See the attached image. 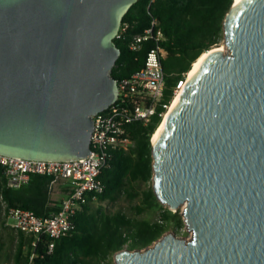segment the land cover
Instances as JSON below:
<instances>
[{
	"label": "water",
	"instance_id": "1",
	"mask_svg": "<svg viewBox=\"0 0 264 264\" xmlns=\"http://www.w3.org/2000/svg\"><path fill=\"white\" fill-rule=\"evenodd\" d=\"M139 0H0V156L91 155L93 116L119 95L115 39ZM226 51L186 85L153 144V190L189 239L116 264H264V0H235Z\"/></svg>",
	"mask_w": 264,
	"mask_h": 264
},
{
	"label": "trees",
	"instance_id": "2",
	"mask_svg": "<svg viewBox=\"0 0 264 264\" xmlns=\"http://www.w3.org/2000/svg\"><path fill=\"white\" fill-rule=\"evenodd\" d=\"M235 0H139L123 19L130 23L125 35L115 39L121 50L112 76L117 80L130 77L140 70L148 52L156 45L166 52L162 61L165 75V91L162 104L169 105L175 91L185 83L195 63L206 51L224 40V22ZM158 22L157 29L164 40L146 42L140 51H131V38ZM162 106L158 114L165 112ZM152 117L147 125L135 122L128 127L132 147L112 152L110 166L100 176L104 193L96 201L116 203L121 198L130 202L135 216L124 211H105L94 208L91 198L73 217L74 229L58 240L47 235L36 237L12 228L3 215V203L8 208H21L48 218L60 210L61 201L53 200V178L32 175L28 185L12 189L7 185L4 168L0 164V264H111L116 253L128 247L132 250L150 246L172 226L181 227L180 211L174 213L162 205L153 190V144L152 138L162 123L159 115ZM70 193V190H69ZM160 213V219L139 218L144 214ZM54 242V248L49 246Z\"/></svg>",
	"mask_w": 264,
	"mask_h": 264
},
{
	"label": "built area",
	"instance_id": "3",
	"mask_svg": "<svg viewBox=\"0 0 264 264\" xmlns=\"http://www.w3.org/2000/svg\"><path fill=\"white\" fill-rule=\"evenodd\" d=\"M129 26V22L122 23L116 39L125 35ZM157 27L158 22L154 20L151 27L135 34L130 40L129 49L140 51L151 39L156 43L164 40V34ZM165 57L166 52L156 45L148 52L145 64L140 70L117 81V101L104 112L93 116L90 156L72 161H39L0 156V164L4 168L9 188L20 189L28 185L35 174L52 177V189L60 181L70 187V193L62 200L60 210L48 218L39 217L30 210L8 208L3 203V215L8 217L12 228L26 235H47L53 240L61 239L74 229V215L83 209L90 198L96 201L97 196L105 191L100 176L110 166L112 152L117 149L127 151L132 147L129 125L135 122L147 125L158 114L161 106L166 109L158 114L162 119L168 111L171 103H161L166 86L162 66ZM54 245V242L50 244V251Z\"/></svg>",
	"mask_w": 264,
	"mask_h": 264
},
{
	"label": "rangeland",
	"instance_id": "4",
	"mask_svg": "<svg viewBox=\"0 0 264 264\" xmlns=\"http://www.w3.org/2000/svg\"><path fill=\"white\" fill-rule=\"evenodd\" d=\"M214 48H226L225 45H224V40L216 47ZM227 49V48H226ZM187 77L188 75L186 76V80H187ZM186 82V81H185ZM185 84V83H184ZM183 84V85H184ZM183 85H181L176 91H175V96H174V99L173 101L171 102L170 104V107L171 105L173 104L175 98L177 97V94L179 93V91L182 89ZM163 122V120H162ZM152 142H153V138H152ZM62 182V181H60ZM58 182L56 184V186L54 187V191H53V194H52V197L53 199H59L60 196L55 192L58 188V184L60 183ZM139 202V200H135L134 202H130L127 198H121L118 202L116 203H102L100 204L98 201L94 202L93 203V207L94 208H98V207H102L105 211H108V212H116V211H119V210H122L124 211L126 214H128L129 216H135V212H133V206L136 205L137 203ZM167 207V206H165ZM168 208V207H167ZM180 213H181V209L179 210ZM139 218H149L150 220L152 221H157L160 219V213L159 212H154V213H151V214H144L142 216H139ZM183 222H184V219H183ZM167 234H174L175 236H177L178 238L180 239H189L191 237V232L188 230V227L187 225L184 224L181 226V227H175V226H172L166 233L163 234L164 235H167ZM162 236V237H163ZM161 237V238H162ZM161 238H159L158 240H160ZM157 240V241H158ZM157 241H155L153 244H151L150 246L148 247H151L153 246ZM128 248V247H125V249ZM146 248V247H145ZM145 248H142V249H145ZM109 262L111 264H116L115 263V256H113Z\"/></svg>",
	"mask_w": 264,
	"mask_h": 264
},
{
	"label": "bare ground",
	"instance_id": "5",
	"mask_svg": "<svg viewBox=\"0 0 264 264\" xmlns=\"http://www.w3.org/2000/svg\"><path fill=\"white\" fill-rule=\"evenodd\" d=\"M238 1V0H237ZM220 50H223V51H226L227 49L226 48H213L209 51H206L205 54H203V56H201V58L195 63V66H194V69L193 71L188 75L187 77V80L188 81L195 73L196 71L200 68V66L202 65V63L204 62V60L212 53V52H215V51H220ZM186 83V82H185ZM186 84L183 85L182 89L179 91V93L177 94V97L175 98L173 104L171 105V107H169L168 111L165 113L164 115V118H163V122L161 123L160 127L158 128V130L156 131V133L154 134L153 136V142H155L157 140V137L159 135V133L161 132L162 130V127L166 121V119L168 118V115L169 113L171 112L173 106L175 105V103L177 102L178 98L180 97L184 87H185Z\"/></svg>",
	"mask_w": 264,
	"mask_h": 264
},
{
	"label": "crops",
	"instance_id": "6",
	"mask_svg": "<svg viewBox=\"0 0 264 264\" xmlns=\"http://www.w3.org/2000/svg\"><path fill=\"white\" fill-rule=\"evenodd\" d=\"M58 185L59 186H58V188H57V190L55 192L60 196V198L59 199H53V197H52V199L53 200L61 201V200L65 199L69 195L70 187H69V185L67 183H65L63 181L60 182ZM54 190L55 189L53 188V191Z\"/></svg>",
	"mask_w": 264,
	"mask_h": 264
}]
</instances>
